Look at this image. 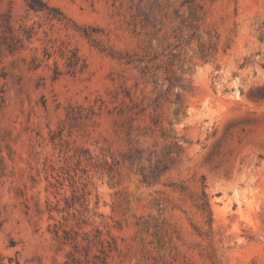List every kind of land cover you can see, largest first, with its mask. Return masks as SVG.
Segmentation results:
<instances>
[{
	"label": "rangeland",
	"instance_id": "obj_1",
	"mask_svg": "<svg viewBox=\"0 0 264 264\" xmlns=\"http://www.w3.org/2000/svg\"><path fill=\"white\" fill-rule=\"evenodd\" d=\"M26 1L0 0V264L96 230L108 264H264V0Z\"/></svg>",
	"mask_w": 264,
	"mask_h": 264
},
{
	"label": "trees",
	"instance_id": "obj_2",
	"mask_svg": "<svg viewBox=\"0 0 264 264\" xmlns=\"http://www.w3.org/2000/svg\"><path fill=\"white\" fill-rule=\"evenodd\" d=\"M26 2L30 10H41L39 9L41 7H36V0H27ZM63 234L64 242H67L69 240V238L66 237L68 232L63 231ZM99 234L100 232L96 230L95 240L98 241V243L101 245V248L98 250L97 254L91 255L89 245L91 244V242H87L86 246H80L77 242H73L72 250L68 254L64 264H108L109 255L106 249L102 246V242L98 239ZM110 241L111 242L109 243L108 247L110 248L109 250H113L115 249V244L112 238L110 239Z\"/></svg>",
	"mask_w": 264,
	"mask_h": 264
}]
</instances>
